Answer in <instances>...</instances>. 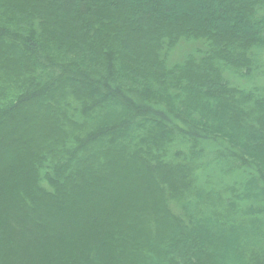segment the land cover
Segmentation results:
<instances>
[{"label": "trees", "instance_id": "16d2710c", "mask_svg": "<svg viewBox=\"0 0 264 264\" xmlns=\"http://www.w3.org/2000/svg\"><path fill=\"white\" fill-rule=\"evenodd\" d=\"M263 53L264 0H0V264H264ZM205 167L228 199L184 196Z\"/></svg>", "mask_w": 264, "mask_h": 264}, {"label": "rangeland", "instance_id": "374dc122", "mask_svg": "<svg viewBox=\"0 0 264 264\" xmlns=\"http://www.w3.org/2000/svg\"><path fill=\"white\" fill-rule=\"evenodd\" d=\"M196 46H203V44H201V42H193V41H183V40H178L175 44H173L172 48L170 50H168V62L170 63H177L180 62L181 60H183L185 58V56L191 52L192 50H194V48H196ZM263 60H264V53H263ZM169 64V63H168ZM232 81H236L237 84H243L245 86H250L252 84V80L248 79V78H232ZM255 82L260 85V86H264V76H259L255 78ZM3 150V146L0 147V153ZM28 150H30V148H28ZM0 159H1V155H0ZM20 160H23L22 158H20ZM174 178H180V174L172 171ZM168 174H170V172L168 171ZM195 180L192 184H190L187 188V190L183 193L184 196H190L192 193H194L195 190H207V189H213V196L216 193V191H218L219 193L222 194L223 197H226L228 199V194L231 191V189L235 188L237 183H240V181H237L236 179L233 178H221L218 173H216V170L211 169L209 167H205L202 169H195ZM125 178V177H124ZM238 178V177H237ZM6 179V178H5ZM4 179V182H5ZM29 179V176H28ZM28 179L25 181L24 177H20V180H14V181H10V182H6L7 186V190H9L10 188H12L14 185L12 184H18L15 186H19L26 184V182L28 181ZM1 180L3 181V179L1 178ZM134 180V179H133ZM132 179L126 178L123 179L121 178L120 180H118L119 182L116 183H110L107 182L106 185L98 188L95 192L94 198L93 200H89V197H87L85 195V201L83 203L77 201V199L72 198L71 201L75 202L77 204L76 208H74V210L70 211V208H68V212L65 211L63 214L61 213L60 216H62V220L60 221L58 220V224L60 225L61 229H65L68 226V219L71 221L75 218H77L78 221H82V222H86L88 223V221H90V215H94V212L92 213V211L90 212V210H93L94 207L97 208L98 210L96 211L97 214H101V210L99 208L104 207L102 202L104 198H108L109 200H111L112 198H114L115 200H119L121 197H123L126 193L130 194L132 192L134 193H141V195L147 197L149 196L148 192L145 191L143 185L141 184H134ZM24 184V185H25ZM42 184L44 185V182H42ZM41 184V186H43ZM117 184V185H116ZM3 185V183H2ZM127 187V188H126ZM231 187V188H228ZM115 189L116 193H114L113 191H109V189ZM124 188H126V191L124 190ZM5 194V192L3 191V195ZM174 195H178L180 197V194H178V192L174 193ZM216 195L219 197V195L216 193ZM217 197V198H218ZM89 200V201H88ZM180 200V199H179ZM7 207V208H6ZM8 205L6 204H2V206L0 207V211L4 210L5 208L8 209ZM172 210H174L175 212H178V208L177 206H175L174 204H172L171 206ZM70 211V212H69ZM47 217V221L44 223L45 225H43V232L44 233H48L49 230L54 231L53 229V225L50 224L51 219H50V215L46 214ZM77 223V222H76ZM75 227L77 228V225L75 224ZM81 227V226H80ZM84 227V226H83ZM82 227V228H83ZM9 231L11 235L15 236L17 235V229L13 228L12 226L9 227ZM67 231V230H66ZM78 231H82V230H78ZM65 232V231H64ZM17 239V238H16ZM35 241H37V238L35 239ZM22 246V245H21ZM24 251L26 249V247L23 248ZM21 249V250H22ZM18 251V250H17ZM25 251V252H26ZM24 253V252H23ZM39 257V256H38ZM24 258L23 259V264H37V261L39 262L40 259L39 258H33L32 255H28V251L26 252V254H24Z\"/></svg>", "mask_w": 264, "mask_h": 264}]
</instances>
